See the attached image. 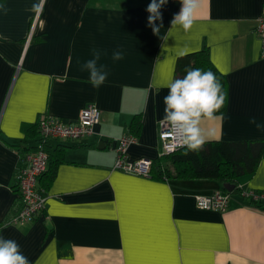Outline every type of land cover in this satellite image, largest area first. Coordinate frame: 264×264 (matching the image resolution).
I'll return each instance as SVG.
<instances>
[{"label": "crops", "instance_id": "obj_1", "mask_svg": "<svg viewBox=\"0 0 264 264\" xmlns=\"http://www.w3.org/2000/svg\"><path fill=\"white\" fill-rule=\"evenodd\" d=\"M150 2L44 0L34 25L40 0H0L8 9L0 12V236L15 240L30 264H264V209L241 193L264 192V156L237 179L241 190L222 213L195 204L197 194L221 189L215 179L115 168L118 139L136 115L142 124L128 159L159 156L166 85L181 51L207 49L227 80L225 110L205 123L217 130L210 141L264 140V56L254 32L264 0H202L188 32L171 28L181 4L168 0L158 34L148 26ZM92 49L109 73L99 89L81 70ZM116 50L122 60H112ZM89 104L100 110L96 134L52 141L64 158L43 182L46 208L13 223L22 207L19 149L35 123L43 114L74 122Z\"/></svg>", "mask_w": 264, "mask_h": 264}, {"label": "clouds", "instance_id": "obj_2", "mask_svg": "<svg viewBox=\"0 0 264 264\" xmlns=\"http://www.w3.org/2000/svg\"><path fill=\"white\" fill-rule=\"evenodd\" d=\"M168 0H151L146 11L149 13L147 22L154 34H158L162 27L161 8ZM181 4L180 11L171 20V28L179 26L188 32L196 20V14L201 7L202 0H178ZM32 5V10L42 11V4ZM7 7L0 4V12L7 14ZM156 21H161L160 26ZM166 41L167 36L163 37ZM101 51L92 49V58L81 66L82 71L89 73L88 82L93 88L99 89L108 78L106 65L98 64L101 59ZM180 56L186 55L181 51ZM124 58L121 50L112 53V60L119 61ZM168 94L164 97L163 122L168 126L172 137L178 147L188 152H199L204 145L217 135L214 126L205 127V123H211L218 119L217 113L225 106L227 92L219 78L211 70L204 71L200 68H186L182 78H174L166 85ZM256 123L255 119L251 121ZM257 128L261 125L256 124ZM0 264H30L29 259L21 252L19 244L15 240L5 239L0 236Z\"/></svg>", "mask_w": 264, "mask_h": 264}, {"label": "built area", "instance_id": "obj_3", "mask_svg": "<svg viewBox=\"0 0 264 264\" xmlns=\"http://www.w3.org/2000/svg\"><path fill=\"white\" fill-rule=\"evenodd\" d=\"M39 13L34 19L36 24ZM33 25V26H34ZM254 32L261 40V52L264 56V2L263 11L258 18ZM32 37V32L29 40ZM100 120V110L97 106L89 104L84 107L76 121L64 123L60 119L43 114L39 119L38 148L25 154L21 159V166L16 175L17 188L22 201V207L12 218L13 223H24L41 215L46 208L47 196L39 189V179L48 167V154L43 149L45 142L58 140H79L96 134V126ZM137 137L130 133L124 134L118 139L116 149L115 168L126 173L148 176L152 166V159L141 158L134 161L128 159V149L135 143ZM159 154H171L182 147H178L165 122L159 124ZM242 195L250 201L264 200V192L241 191ZM232 193L217 190L210 195L197 194L195 196L196 207L203 210L225 212L230 206Z\"/></svg>", "mask_w": 264, "mask_h": 264}, {"label": "trees", "instance_id": "obj_4", "mask_svg": "<svg viewBox=\"0 0 264 264\" xmlns=\"http://www.w3.org/2000/svg\"><path fill=\"white\" fill-rule=\"evenodd\" d=\"M186 68H200L204 71L211 70L216 74L224 89L227 87L226 77L213 65L207 49L193 52L179 57L176 67L175 78H182ZM227 92V91H226ZM225 110V106L219 113ZM141 117L136 115L129 124L130 133L138 138L141 129ZM35 135L21 152L22 159L25 154L38 148L39 120L35 123ZM61 144L53 145L51 142L43 144L44 151L48 154V167L39 179V189L45 191L43 182L53 174V166L63 160L64 149H59ZM180 148L171 154H159L156 159H152V166L149 177L172 179V178H209L217 180L222 191H226L225 184L234 185V192L241 189L237 185V179L249 174L257 168L260 159L264 156V140L255 141H209L202 151L188 152ZM256 207L264 209V200L251 201ZM22 206V201H21Z\"/></svg>", "mask_w": 264, "mask_h": 264}, {"label": "water", "instance_id": "obj_5", "mask_svg": "<svg viewBox=\"0 0 264 264\" xmlns=\"http://www.w3.org/2000/svg\"><path fill=\"white\" fill-rule=\"evenodd\" d=\"M99 147H100V148H103L104 145H103V144H100ZM224 188H225V190L228 191V192H233L235 186H234V185H231V184H225V185H224Z\"/></svg>", "mask_w": 264, "mask_h": 264}]
</instances>
